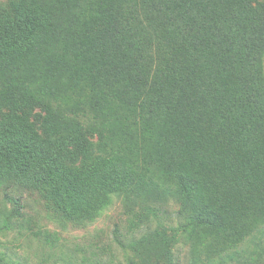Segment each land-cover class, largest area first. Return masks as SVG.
<instances>
[{
    "label": "trees",
    "instance_id": "obj_1",
    "mask_svg": "<svg viewBox=\"0 0 264 264\" xmlns=\"http://www.w3.org/2000/svg\"><path fill=\"white\" fill-rule=\"evenodd\" d=\"M7 181L78 221L160 193L204 231L203 264L264 258V0H18L0 15ZM9 199L5 230L25 225Z\"/></svg>",
    "mask_w": 264,
    "mask_h": 264
},
{
    "label": "rangeland",
    "instance_id": "obj_2",
    "mask_svg": "<svg viewBox=\"0 0 264 264\" xmlns=\"http://www.w3.org/2000/svg\"><path fill=\"white\" fill-rule=\"evenodd\" d=\"M17 2L0 0V15L10 13ZM6 194L19 200L25 216L22 227H0V256L9 259L7 264H203L198 251L204 231L190 228L178 215L180 203L160 193L136 198L113 192L93 218L81 221L65 218L36 190L0 182V203L11 206ZM166 201L164 211L149 209ZM241 249L253 250V245ZM243 262L235 258L230 263ZM253 264H264V258Z\"/></svg>",
    "mask_w": 264,
    "mask_h": 264
}]
</instances>
